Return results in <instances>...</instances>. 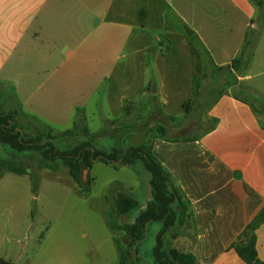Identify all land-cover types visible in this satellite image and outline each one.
I'll list each match as a JSON object with an SVG mask.
<instances>
[{"label":"crops","instance_id":"crops-1","mask_svg":"<svg viewBox=\"0 0 264 264\" xmlns=\"http://www.w3.org/2000/svg\"><path fill=\"white\" fill-rule=\"evenodd\" d=\"M256 16L252 0H0V85L12 90L22 111L37 105L47 112L52 106V122L71 117L55 116V106L67 104L71 114L73 106L93 98L109 106L108 113H124L126 103L153 87V102L168 109L164 67L176 54L163 41L170 36L185 40V28L198 48L180 54V64L185 67L186 55L192 73L182 110L210 67L225 68L239 57ZM173 18L181 29L171 27ZM138 68L143 77L133 92L124 76ZM226 76L264 105V31L247 68ZM230 89L205 111L210 129L181 141L157 135L150 143L189 203L197 264H244L229 248L264 207L263 121ZM141 173L149 196L141 195L140 212L152 200L150 175L145 169ZM7 174L0 171V258L23 264V185ZM256 250L264 263V225L256 231Z\"/></svg>","mask_w":264,"mask_h":264},{"label":"rangeland","instance_id":"rangeland-1","mask_svg":"<svg viewBox=\"0 0 264 264\" xmlns=\"http://www.w3.org/2000/svg\"><path fill=\"white\" fill-rule=\"evenodd\" d=\"M169 21L172 28L181 29V22L174 18ZM169 42L176 56L173 60L168 58L167 66L164 67L162 64L160 66L165 69L163 79L169 96L168 109L167 107L164 109L168 110L166 112L171 116H164L161 113L163 109L161 104L153 102L154 87L151 91L147 89L143 98H137L132 104L126 103L124 113H108L106 108L109 106L97 105L98 99L93 98L83 106H73L71 114L69 105L55 106L58 109L55 116L71 117L65 121H59L58 118L52 122L53 118L52 120L49 118L52 116L49 114H52V106L48 108L50 110L47 109L48 113L37 105L24 106L23 111L19 110V104L13 99L12 90L0 85V109L22 126L21 132L26 137H33V132L38 128L43 129L46 122L51 123L55 134L71 129L74 122L78 126L86 127L91 134L106 130L104 135L91 142L94 148L105 152L111 149L124 151L142 143L150 144L152 139L159 135L156 132L159 126L165 130L163 136L172 141L191 139L207 131L212 127V122L203 120L205 111L230 87V93L248 102L253 112L263 121L262 101L255 98L242 85H238L233 77L224 78L223 75H214L212 78L203 76L197 80L193 97L181 110L180 101L185 98V86L192 73L189 72L190 63L186 55L185 67L180 64L184 59L180 54L198 46L195 37H185L184 40L170 36L168 40L163 41V45H168ZM150 52L151 55L155 54L156 49ZM131 73H126L124 78L134 87V92L142 80L143 73L139 68ZM74 108L77 110L75 114ZM25 113L43 116L48 120L39 123L25 117ZM84 139V135L79 133L76 138L60 140L58 145L63 149ZM9 156L10 150L0 146V159H9ZM18 163L35 179V190L32 191L28 176L7 174L13 179V183L23 185V264H117L118 252L106 227L104 215L106 212L110 213L119 225L134 223L140 213V206L121 217L115 214L114 208L116 196L121 191L131 193L130 196H133L139 205L143 200L141 195L144 198L149 196V187L144 182L141 173L144 169L140 167L141 165L127 168L95 162L90 171L82 172V184L90 185V191L80 195L68 168L64 165L55 164V170L51 171L48 169L51 165L43 164L38 157L30 154L22 155ZM158 229V225L150 226L144 241L136 246L137 264H155L151 252ZM194 236V231L186 220L183 225L176 226L166 234V249L192 254L195 247ZM117 238L129 253L128 240L125 236L119 234ZM130 254L133 255L132 252ZM130 264L135 263L130 261Z\"/></svg>","mask_w":264,"mask_h":264},{"label":"trees","instance_id":"trees-1","mask_svg":"<svg viewBox=\"0 0 264 264\" xmlns=\"http://www.w3.org/2000/svg\"><path fill=\"white\" fill-rule=\"evenodd\" d=\"M252 5L256 9L257 16L245 35V42L239 57L225 68L214 70L210 67L208 73L204 75L205 77L224 76L232 72L241 73L249 65L257 39L264 31V0H252ZM12 96L15 100L13 93ZM18 108L22 110L21 107L18 106ZM261 112L264 116V107H262ZM24 115L40 123L35 117L26 113ZM21 130L22 126L14 122L0 109V146L10 150L9 159H0V171L3 170L16 176H28L32 191L35 190L34 176L18 163L21 156L26 154L35 155L43 164L51 165L48 167L51 171L55 170L54 165L58 163L67 167L80 195L90 191V185L82 184V172L83 170L90 171L95 162L127 168H134L135 163L140 162L150 175L149 186L152 200L139 213L134 223L119 225L110 213L106 212L104 215L106 227L111 233L112 241L119 255L118 264H130V261L137 264L138 249L136 246L144 241L149 227L153 225L159 226L151 252L155 264H197L195 256L191 253L183 254L174 249H166L165 237L170 230L178 225H183L186 220L193 229L192 214L189 203L176 186L172 176L153 155L150 144L142 143L140 146L129 147L124 151L111 149L109 152H105L94 148L91 142L104 135L106 130L91 134L86 127L78 126L76 122L73 123L71 129L60 134H55L53 129L47 125L43 129L35 130L33 137H26ZM156 132L164 137L165 130L163 127L159 126ZM79 133L84 135V140L77 141L73 145H67L63 149L58 145L60 140L76 138ZM137 207V201L129 193L121 191L117 194L114 209L118 217L129 214ZM263 225L264 207L236 237L229 248L236 253L244 264H264L258 259L256 250V231ZM119 234H123L128 240L129 253L117 238ZM130 252L133 253L132 256ZM0 264L12 263L0 258Z\"/></svg>","mask_w":264,"mask_h":264},{"label":"water","instance_id":"water-1","mask_svg":"<svg viewBox=\"0 0 264 264\" xmlns=\"http://www.w3.org/2000/svg\"><path fill=\"white\" fill-rule=\"evenodd\" d=\"M184 32L186 34L187 37H189L191 35V32L188 29L184 28ZM153 93H156V90L154 89Z\"/></svg>","mask_w":264,"mask_h":264}]
</instances>
